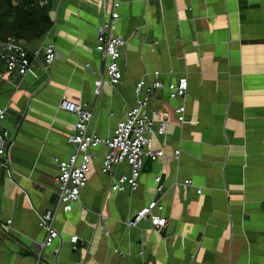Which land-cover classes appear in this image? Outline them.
I'll list each match as a JSON object with an SVG mask.
<instances>
[{"label": "crops", "instance_id": "obj_1", "mask_svg": "<svg viewBox=\"0 0 264 264\" xmlns=\"http://www.w3.org/2000/svg\"><path fill=\"white\" fill-rule=\"evenodd\" d=\"M112 1L48 0L53 24L29 43L52 42L57 58L36 79H0V126L10 130L6 166L0 157V264H264V0H119L114 32L127 39L121 82L111 88L104 80L94 94L104 75L97 28ZM155 70L165 85L188 78L185 98H170L166 88L150 97L168 119L165 136L157 126L152 135L165 157L145 160L137 189L117 192L101 172L105 145L92 148L79 203L56 213L59 237L42 248L47 233L37 213L56 200L53 157L73 152L75 116L59 100L86 102L89 129L107 137L134 104L135 82L151 83ZM126 171L120 164L115 175ZM157 175L166 227L157 232L148 220L128 227L153 197Z\"/></svg>", "mask_w": 264, "mask_h": 264}, {"label": "built area", "instance_id": "obj_2", "mask_svg": "<svg viewBox=\"0 0 264 264\" xmlns=\"http://www.w3.org/2000/svg\"><path fill=\"white\" fill-rule=\"evenodd\" d=\"M47 3L48 0H43ZM119 0H113L109 10L104 8L103 19L97 28V42L95 49L99 52L104 63V75L99 73L94 80V94H98L103 81L114 88L121 82L122 73L118 64L121 48L126 43V38L121 33H115V20L118 18ZM155 43V42H154ZM57 50L52 42L44 39L38 47H33L29 42L8 38L0 41V79L7 80L10 76L30 75L37 78L39 72L48 71L51 64L57 58ZM154 80L147 83L145 78L137 80L134 84V104L128 108L123 117L116 123L110 136L101 137L89 129L93 112L86 102H74L62 96L58 108L74 114L72 133L67 137V142L73 146V152L65 159L53 157L57 165L55 177L56 200L53 206L42 213H37L38 225L46 230L45 239L40 246H50L59 232L53 227V220L59 210L70 211L80 200V191L88 181L91 169V161L96 155L91 151L99 144L106 147L101 162V172L111 174L109 190L122 192L133 191L139 185L138 178L144 166L145 160H157L165 157L163 148H156L152 135L156 132L166 134L167 116L160 114L159 110L150 104V97L156 89L166 88L170 98L187 95L188 78L184 74L176 81L163 84L159 79L160 72H152ZM106 76V78H105ZM176 121L181 125L185 120L184 102L176 108ZM6 107H0V124L4 120ZM198 121L196 120L195 123ZM10 130L0 126V157L2 165L6 166L9 160L6 158V144ZM165 138V137H164ZM180 150H174L173 156L178 157ZM120 164H126L128 171L115 175V170ZM9 172V170L7 169ZM160 175L155 176L156 186L151 200L140 208L126 221L128 227H136L141 221L148 220L152 228L162 232L166 227L168 218L163 214L164 206L160 193L163 185L160 183ZM185 185H193L191 179L183 181ZM201 192V187L196 190ZM11 219L6 220V228H10ZM77 236H71L70 242L75 244Z\"/></svg>", "mask_w": 264, "mask_h": 264}, {"label": "trees", "instance_id": "obj_3", "mask_svg": "<svg viewBox=\"0 0 264 264\" xmlns=\"http://www.w3.org/2000/svg\"><path fill=\"white\" fill-rule=\"evenodd\" d=\"M52 24L43 0H0V41L14 38L37 43Z\"/></svg>", "mask_w": 264, "mask_h": 264}]
</instances>
